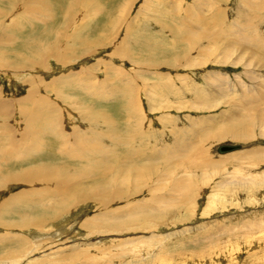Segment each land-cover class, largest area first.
Instances as JSON below:
<instances>
[{"label": "rangeland", "instance_id": "374dc122", "mask_svg": "<svg viewBox=\"0 0 264 264\" xmlns=\"http://www.w3.org/2000/svg\"><path fill=\"white\" fill-rule=\"evenodd\" d=\"M18 1L0 2V171L39 173L5 177L0 206L34 190L70 198L27 227L3 223L28 210L5 204L0 264H264V126L210 135L264 114V0ZM85 143L101 146L106 185L77 159ZM224 144L242 148L217 154Z\"/></svg>", "mask_w": 264, "mask_h": 264}, {"label": "bare ground", "instance_id": "6f19581e", "mask_svg": "<svg viewBox=\"0 0 264 264\" xmlns=\"http://www.w3.org/2000/svg\"><path fill=\"white\" fill-rule=\"evenodd\" d=\"M1 1H5L9 5H12L13 3H16L18 0H0V2ZM1 16H2V14L0 12V17ZM185 29H182V30L179 29L178 31H184ZM41 53H44V50L41 51ZM259 61H261L262 63H264V58L263 57L262 58H259ZM208 87H209V85H208ZM250 88H252V87H250ZM254 89H256V88H254ZM249 91H250L251 97H246L248 95V92ZM251 92H252V90H250L248 88V91H246L244 93V96L246 98H243L248 104H250L249 106H251L253 104L256 105L257 104V100L260 101V102H264V100H262V99L259 100L257 98V100H256L254 97H252L254 95H252ZM201 95H202V92L201 91H199V93H196V95L194 96L195 97L194 100H197V101L200 100ZM258 95L259 94H257L255 97H258ZM263 97L264 96H261V98H263ZM203 102H205V101H203ZM203 102L201 104H203ZM205 104H206V102H205ZM34 106H35V109H37L39 107V104L38 105L37 104H34ZM210 107H212V106H209V108ZM255 113H257V115L256 116L254 115V117H255V121L254 122H252V121L250 122V120L247 119V118H243V119H239L237 117L236 118H232L228 122V125H231L228 130H226V129L224 130L223 129L222 132L221 133H218V134L215 131H212L210 133V135L214 137L213 140H217V139L218 140H221V139H225V138H231V139H235V140H245V139H248V137L251 136V132H249V130H252L255 122H258L257 123V125H258L257 127L258 128L264 126V114H259L258 111H256ZM52 120H53L52 118L51 119L48 118L46 121L41 122L40 115H37L32 123L33 124L40 123L41 126L44 125L43 128H44L45 131L47 130V132L41 133L42 134V137L45 139L46 136L52 135L55 138L54 144L59 142L58 144H59V147H61V151H60L61 154H64V155L66 154L68 157H70L69 156L70 155V150L64 149L62 147L63 144H60V143H63L64 141H66V140H64V134L61 131H54V132L52 131V123H53ZM225 126L227 127V124ZM240 127H245V129L247 131L245 133L243 132V133L237 134L235 131H236L237 128H240ZM263 135H264V133H263ZM97 137H100V136L98 135ZM130 138H129V140H130ZM120 139H121V136H120ZM50 140L51 139H49V141ZM85 142H87V141H85ZM129 143H130V141H129ZM54 144L51 142L50 145L48 144V147L51 146V145L54 146ZM125 144H126V142L124 143V145ZM59 147H58V151H59ZM92 147H94V146H92ZM92 147L91 146L89 147V145L85 143V146H83V148L85 150L84 151V156L78 155V157H77V159H83L84 162H85L84 164L86 165V167H89L87 169L89 171L87 173L89 176L92 173L91 170H89V169L94 170V174H97L98 172H96L95 170L100 171V169H104L105 168L104 166H102L101 164H99L101 161H98V159H96V156H99L100 155V152H102L101 151V149H102L101 146H100L101 149L100 148L91 149ZM129 151L131 152V158H132V148H130ZM60 152H58V153H60ZM233 152H235V151H233ZM38 153H33L32 154V150H31V152H30L31 155H29L28 157L35 156ZM133 155H136V154H133ZM1 158H2L3 161H6V163H7L6 166H8L9 162H17V163L20 162V161H18L19 160L18 157H16V156H10V155H7L5 153H1ZM70 158L71 159H76V157H74V156H71ZM131 158H129V159L131 160ZM23 160H26V159H23ZM23 160H21V161H23ZM127 160L128 159H126L125 161H127ZM53 167H54V171H55L56 174L58 172H64L65 171V170L59 169L58 167H55V166H53ZM137 169L138 168H136V167L135 168H130L129 169V175L131 176V174L136 173L137 172ZM142 169L143 168H139V170H142ZM84 170H86V169H84ZM38 173H39V171H34V167L31 168V169L23 170L21 172H17L15 174H13V172H11L9 170V168H6L5 171L4 170L0 171V185L3 182V180H4L5 177H13V180L14 181L28 182V180H30L34 175H36ZM115 173H119L121 175L120 170H117V171L115 170ZM82 174H84V172ZM106 174H108V170L107 171H103V173H101V174H97V175L102 176V177H100V178L99 177H96V178H93V180L97 181V183H100L102 185H106V184H103L101 182L102 181V178H104L106 176ZM80 178H81V176H79L76 179H80ZM7 179H9V178H7ZM117 183H118V185L121 184L122 186L126 184L125 182H117ZM87 193H89V192H87ZM73 194H76L78 196L79 193L75 191V192H73ZM121 194L123 195L124 193H121ZM94 195L97 198V194L95 193V191L93 192L92 189H91V197H93ZM122 195H116V196H119L120 197ZM69 198H70V194H69L68 189H62V188H55L53 190H46L45 192L34 190L31 194L20 193V194H18L17 197H12L9 200H6L5 199L8 202L5 201L4 205L6 204V207L7 208H10V209L13 208V207H15V206H17L20 209V207H22V206H20L21 204H23V206H26V208L28 207L27 208L28 210L25 211V212H23V213L21 212L22 210L20 212L12 213V214H17L19 216H25V219L24 220H15L17 222H14V220L8 221V222H3V221L2 222L5 225L18 226V227H27V226L31 225V223L33 222L32 219H37V220L43 219V216H39V215L41 213H43L46 208L51 207V206H54V202L55 201L60 202L59 205H63L66 201H68ZM72 199H76L78 201H81L82 199H87V197H86V195L85 196L84 195H82V196L80 195L79 198H72ZM4 205L3 206H0V211L2 212V213H0V216L5 215V214H8V211L4 208ZM12 214H10V215H12ZM148 216H149V214L148 213H145V210H143L142 212L139 213V215H138L137 218H136L135 215H132L131 217H132V219H135L136 218L138 220V223L141 220V222L144 224L145 219ZM34 223L36 224L35 227H39L40 225L43 224V222H34ZM88 224H90V223H88ZM6 239H7V236L0 237V243L3 242ZM9 255H11V252H8V254L6 256H9Z\"/></svg>", "mask_w": 264, "mask_h": 264}, {"label": "water", "instance_id": "95a60500", "mask_svg": "<svg viewBox=\"0 0 264 264\" xmlns=\"http://www.w3.org/2000/svg\"><path fill=\"white\" fill-rule=\"evenodd\" d=\"M242 147L240 145H228V144H224V145H220L217 150L216 153L219 155H224L227 153H231L233 151H237L240 150Z\"/></svg>", "mask_w": 264, "mask_h": 264}]
</instances>
